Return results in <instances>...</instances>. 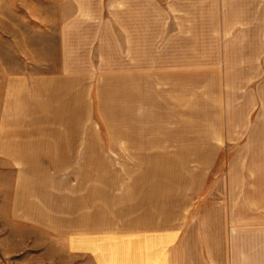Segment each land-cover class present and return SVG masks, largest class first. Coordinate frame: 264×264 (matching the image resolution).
<instances>
[{"label": "rangeland", "instance_id": "1", "mask_svg": "<svg viewBox=\"0 0 264 264\" xmlns=\"http://www.w3.org/2000/svg\"><path fill=\"white\" fill-rule=\"evenodd\" d=\"M54 2L29 9L52 16ZM91 6L103 16L87 42L99 133L93 174H169V232L220 240L232 264H264V68L245 65L239 4ZM75 167L90 174L89 164ZM13 182L14 174H0V264H37L5 256L22 234L10 210Z\"/></svg>", "mask_w": 264, "mask_h": 264}, {"label": "crops", "instance_id": "2", "mask_svg": "<svg viewBox=\"0 0 264 264\" xmlns=\"http://www.w3.org/2000/svg\"><path fill=\"white\" fill-rule=\"evenodd\" d=\"M69 1L55 0L51 16L30 11L39 0H0V174H14L10 210L22 226L5 256L37 264H232L220 240L169 232V174H93L91 44L103 16L91 4L101 0ZM228 1L239 4L245 65L264 68V0ZM78 163L90 174H76Z\"/></svg>", "mask_w": 264, "mask_h": 264}]
</instances>
